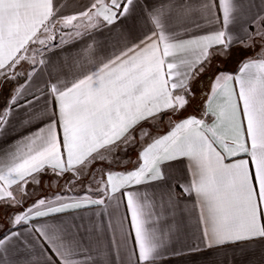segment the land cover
I'll return each mask as SVG.
<instances>
[{"label":"snow or ice","instance_id":"1","mask_svg":"<svg viewBox=\"0 0 264 264\" xmlns=\"http://www.w3.org/2000/svg\"><path fill=\"white\" fill-rule=\"evenodd\" d=\"M134 4L135 0H93L88 8L68 15L59 0H0V87L24 78L8 96L0 114V132L7 123L4 117L17 106L45 101L43 115L30 111L22 121L29 125L40 117L44 126L0 152V208L24 204L28 177L39 183L42 174L62 177L71 172L69 183H74L95 161L105 160V153L115 157L138 142L146 144L133 170L102 174L98 198H41L23 211H13L8 217L11 227L0 232V264H14L13 253L28 246L20 228L34 218L87 205L106 206L115 216L122 202L123 243L126 246L132 236L134 245L128 264H159L173 229L164 231L157 225L166 213L175 212L174 192L169 190L157 200L155 194L132 186L163 181L173 162L184 160L191 178L178 187L195 197L207 247L264 239V15L250 18L251 6L244 0H178L145 6L148 27L142 37L134 35L133 22L132 42L98 58L93 41L81 53L71 79L49 74L36 82L40 75L36 64H45L43 54L55 46L51 42L58 31L64 40L69 33L63 29L73 27L72 35L81 38L98 27L101 18L109 26L123 22ZM213 16L219 27L184 38L191 29L202 27L200 20L211 22ZM81 18L87 22L73 25ZM253 24L255 30L250 31ZM37 44L39 48L32 47ZM257 44L260 52L243 60L237 75L217 68L213 94L204 101L199 117L178 118L189 97L195 96L191 82L216 58L228 60L235 55L234 46L249 49ZM22 62L29 63L31 70L18 71ZM233 80L238 91L227 86ZM217 86L223 88L222 94H216ZM22 90L33 97L24 104ZM165 115L172 121L168 131L153 135L152 128ZM57 129L62 130V142ZM13 184L15 194L8 190ZM72 228L32 224L27 230L52 248L60 264H98L90 256L74 259L86 250L81 241L66 237ZM97 255L103 257V264H111L103 248L97 249Z\"/></svg>","mask_w":264,"mask_h":264},{"label":"crops","instance_id":"2","mask_svg":"<svg viewBox=\"0 0 264 264\" xmlns=\"http://www.w3.org/2000/svg\"><path fill=\"white\" fill-rule=\"evenodd\" d=\"M93 0H59L63 7L64 14L78 13L90 6ZM107 2V0H106ZM177 3L178 0H135L130 17L123 22L117 21L115 25H106L101 18V23L98 27L84 33L83 37L76 38L74 33L75 28L69 27L63 29L69 35L61 39V33L58 31L55 40L51 43L55 45L50 47L43 54L45 64H36V71L39 75L37 83L40 80L48 79L49 74L53 78L60 75L62 78L71 79L76 68L81 62V53L86 45L95 41L98 58L113 51L114 47L122 46L124 43H130L133 39V34L129 29L135 22L136 30L134 35L142 37L147 31L145 20V6L156 7L161 4ZM195 2V0H194ZM246 6H251L249 17H254L257 14L264 15V0H244ZM216 10L214 9V12ZM86 18L78 19L73 22V25L86 23ZM202 27L200 29H191L184 38H191L192 35H204L219 27L215 22L214 16L211 22L200 20ZM255 25H251L249 30L254 31ZM59 28V26H57ZM43 38V37H42ZM32 47L39 48L40 46L33 45ZM233 52L235 55L228 60L216 58L212 65L209 66L204 73L191 82L192 91L195 93L194 98L189 97V109H185L178 118H183L188 115L200 116L204 101L209 95H212L213 84L217 73V68L233 76L239 73L241 62L248 57H255L260 52V45L257 44L254 48L243 49L241 46H234ZM31 54V53H29ZM37 61L41 59L40 55L36 56ZM31 70L29 63L22 62V67H18V71L28 72ZM23 76L18 80L10 82V84L0 87V114L6 108V101L12 89L19 83H23ZM229 87H233L238 91V85L235 81L228 82ZM223 88L217 86L216 94H222ZM40 95L39 93H36ZM32 92L26 94L22 90L20 103L24 104L26 100L32 99ZM45 101L43 98L36 101L28 107L17 106L4 119L7 121L4 129L0 132V152L11 148L23 137L29 136L36 132L39 127H43L40 117H37L29 125H23L22 121L26 117L27 112L42 113ZM51 109H49V112ZM167 116L157 124H163ZM167 121L168 118H167ZM46 119L44 123H46ZM172 121H169L166 126H163L155 135L166 133ZM156 124V125H157ZM59 139L62 142V130L57 129ZM147 139V138H146ZM150 142V141H147ZM139 152L142 150L144 143H140ZM139 154V153H138ZM138 157V155H137ZM138 158L133 162L132 169L122 170L121 173H126L133 170L138 165ZM134 164H137L134 167ZM117 172V171H114ZM71 173V172H68ZM65 173L62 177H64ZM60 178L52 175L50 172L42 174L38 177L39 183L34 182L31 177H28V183L25 185L28 196L22 206L17 208H0V232L11 227L8 217L13 211H23L33 205L38 199L54 200L57 196L61 198L77 199L85 196L93 199L98 198V193L88 191L75 192L72 190L60 191V184L54 185L53 179ZM190 173L187 166V160L174 161L172 167L166 170L165 179L163 181L153 182L151 184H142L132 186L139 188L140 191H147L149 194H155L157 200L163 193L173 190L176 198L175 212L166 213L158 223L157 227L167 231L169 227L173 229L170 240L168 242V250L163 256L159 264H264V239L252 241H241L238 243H230L221 247H207L203 238L204 224L199 219V208L195 204V197L187 196L181 192L178 185L187 184L190 181ZM53 186V187H52ZM17 185L13 184L8 189L16 193ZM166 198V197H165ZM107 204V201H106ZM111 208L106 206L87 205L78 209H67L64 212L50 214L46 217L34 218L32 224L42 225L47 224L51 228H65L75 226L71 231L66 232L68 238L74 237L81 241L82 248L86 251L74 257L75 260L81 261L86 257H92L103 264V257L97 255V249L103 248L108 256L111 264H128V257L131 253L133 245L132 236H129L127 245L123 243L121 230L119 228V218L124 216L125 208L121 203L119 213L115 216H110ZM116 224V228L109 227V224ZM32 224L26 227H21L20 231L24 233L22 239L28 241L27 247H20L18 252L13 253L11 260L14 264H60L59 257L52 248L43 241L37 239L36 234L27 229H31ZM102 227V231L97 230ZM124 230L129 231L128 220H124ZM118 246V247H117Z\"/></svg>","mask_w":264,"mask_h":264},{"label":"rangeland","instance_id":"3","mask_svg":"<svg viewBox=\"0 0 264 264\" xmlns=\"http://www.w3.org/2000/svg\"><path fill=\"white\" fill-rule=\"evenodd\" d=\"M189 107L190 106L188 105L186 108L189 109ZM168 122L169 121H167L166 118L161 126L160 124L155 125V127L152 128L153 135L158 133V131L163 126L168 125ZM139 144L140 142L136 143L133 146H129L127 152L120 151L115 155V157L108 153H105V160L95 161L88 169L85 170V175H82L81 178L74 183H69V181L72 179V173H67L64 177H61V179H53V184H60L57 186L59 188L61 187L60 191H68L70 189L75 192L88 191L97 193V181L101 179L103 173H106L108 170L122 172V170H129L133 168V162H135L138 158L137 155L140 148L137 145ZM109 161L113 162L109 163ZM136 165L137 164H134V167ZM103 178L106 180V176H103Z\"/></svg>","mask_w":264,"mask_h":264}]
</instances>
